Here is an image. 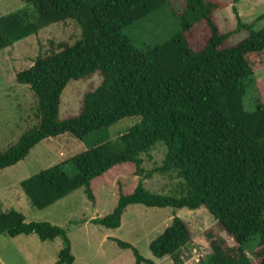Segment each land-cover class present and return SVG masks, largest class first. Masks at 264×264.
I'll return each mask as SVG.
<instances>
[{"label":"trees","instance_id":"16d2710c","mask_svg":"<svg viewBox=\"0 0 264 264\" xmlns=\"http://www.w3.org/2000/svg\"><path fill=\"white\" fill-rule=\"evenodd\" d=\"M180 28L169 40L138 49L125 33L136 21L169 4V0H24L17 12L0 16V51L53 23L69 19L80 26L73 44L38 56L16 74L36 98L38 123L0 152V170L23 160L39 142L68 133L78 140L124 119L137 122L114 139H100L86 150L20 182L32 207L43 210L84 187L94 200L91 181L114 166L131 162L138 183L131 194H119L113 211L93 223L116 229L130 204L148 207H205L234 243L208 231L210 251L200 264H264V101L245 106L247 81L264 66V27L241 21L247 35L229 44L216 16L224 0H184ZM238 0H233L236 3ZM97 74L99 85L85 92L79 112L59 119L67 84ZM166 147L159 167L142 175V155L158 144ZM74 165L70 175L64 166ZM170 171L184 180L178 197L144 187L152 173ZM146 176V177H145ZM36 234L41 241L63 237L53 264H74L66 231L48 221H26L15 210L0 212V234ZM135 264H153L130 243ZM191 242L187 223L174 216L149 244L158 259L170 256L182 264V249ZM252 251L254 260L248 253Z\"/></svg>","mask_w":264,"mask_h":264},{"label":"rangeland","instance_id":"374dc122","mask_svg":"<svg viewBox=\"0 0 264 264\" xmlns=\"http://www.w3.org/2000/svg\"><path fill=\"white\" fill-rule=\"evenodd\" d=\"M224 1L227 6L217 11L216 16L221 31L232 33L229 44H236L247 35L245 30L236 31L237 18L233 6L243 23L252 24L255 30L264 27V0ZM184 2L169 0L163 8L128 26L125 33L133 45L145 49L169 40L179 31V12ZM24 6V0H0V16L17 12ZM80 35V26L69 19L45 26L37 34L0 51V152L16 143L27 129L38 123L34 93L29 85L17 82L16 74L31 67L38 56L58 51L63 43L73 44ZM100 81L97 74L70 81L61 95L59 119L77 115L85 92L96 88ZM246 84L245 106L253 110L257 100L264 101V66ZM136 122V119H124L83 140L65 133L39 142L23 160L0 170V212L15 210L22 213L28 222L48 221L63 228L75 258L74 264H135L131 249L118 246L114 239L130 243L143 257L152 259L153 264H175L170 256L158 259L149 250L150 242L163 232L175 215L187 223L191 232V242L182 249V264H200L209 253L208 231L223 236L230 245H234L220 231L205 207L190 210L130 204L122 215L120 227L111 229L93 223L94 218L105 217L113 211L120 193L127 195L134 191L139 176L131 162L118 164L91 181L94 200L88 199L85 188L81 187L46 209L32 207L20 186L21 181L86 150L100 139L116 138ZM165 154L166 147L161 143L143 154L142 175L159 167ZM64 169L70 175L76 173L71 163H66ZM182 183L184 180L173 171L164 174L155 171L143 182L152 193L175 197L185 191ZM63 242L62 236L41 241L36 234L10 237L1 233L0 264H53ZM248 256L254 260L252 251Z\"/></svg>","mask_w":264,"mask_h":264}]
</instances>
